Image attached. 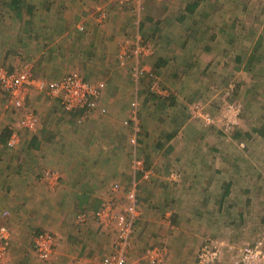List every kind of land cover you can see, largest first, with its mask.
<instances>
[{
  "label": "rangeland",
  "instance_id": "1",
  "mask_svg": "<svg viewBox=\"0 0 264 264\" xmlns=\"http://www.w3.org/2000/svg\"><path fill=\"white\" fill-rule=\"evenodd\" d=\"M185 1L24 0L32 8L24 7L21 15L0 4L1 67L20 70L30 64L48 82L77 71L104 82L106 94L112 79L105 75L109 64L122 85L116 90L130 108L128 117L108 116L102 93L92 111L80 116L64 112L59 98L30 95L26 107L38 117L36 130L23 129L14 147L0 136V226L11 234L10 252L0 264L39 263L33 239L42 230L55 237L52 256L68 240L70 253L82 252L90 264H98L113 250L115 228L97 230L95 219L83 224L78 216L108 201L119 210L134 180L137 216L128 264H150L144 253L154 246L165 249L160 264H198L204 243H220L219 258L211 264H242L237 250L258 239L264 242V0H219L225 3L222 9L214 6V14L208 3L194 14L197 8L190 12ZM96 8L109 14L106 21L96 20ZM83 19L87 28L77 32ZM166 30L184 34L168 42L162 38L170 34ZM186 31L194 37L187 38ZM109 33L117 39L114 45L110 40V54H105L101 43ZM216 38L218 45L211 48L208 42ZM125 40L129 55L121 59ZM147 43L154 53H137ZM120 68L125 71L118 73ZM177 80L189 83L177 87ZM127 86L132 102L125 96ZM159 86L163 96L151 91ZM229 104L241 106L230 126L222 117ZM199 113H209L214 121L206 124ZM20 114L0 88V128L16 124ZM115 120L119 123L112 125ZM95 126L97 134L90 135L88 129ZM144 126L163 133L160 138L158 132L145 134ZM161 138H167L162 146ZM173 138L172 150H166ZM32 143L38 147L30 148ZM173 148L179 154L176 166ZM21 159L35 165L16 168ZM136 159L153 170L148 180L135 170ZM48 169L67 174L68 193L61 191L63 182L48 185ZM21 176L27 179L15 180ZM26 180L34 187L30 200L35 209L22 210L30 200L8 194L27 187Z\"/></svg>",
  "mask_w": 264,
  "mask_h": 264
},
{
  "label": "built area",
  "instance_id": "2",
  "mask_svg": "<svg viewBox=\"0 0 264 264\" xmlns=\"http://www.w3.org/2000/svg\"><path fill=\"white\" fill-rule=\"evenodd\" d=\"M100 9V8H99ZM104 12V11H103ZM106 14L102 13L101 17ZM79 30H83L82 25H78ZM123 46L120 58L123 59L128 56V45ZM130 46V45H129ZM131 47V46H130ZM149 46H142L136 51L138 53H150ZM136 49V48H135ZM141 70L140 72H142ZM0 88L6 92L9 104L12 109L22 112L20 120L14 125H9L11 134L7 142L8 147H14L20 142L19 133L23 129L35 131L39 125L37 115L26 107V100L33 92L47 93L51 97L60 99V104L64 112L73 113L82 111L80 116L90 113L96 101L101 97L105 88V83L101 81L94 82L85 78L81 73L74 71L64 75L57 81L48 82L43 78L37 76L30 64H25L20 70L10 69L0 66ZM241 113V106L236 104H229L224 110L223 120L227 125L235 124L238 116ZM198 116L203 117L206 124H211L214 121L209 113H199ZM215 123V122H213ZM3 128H0V133ZM21 137V136H20ZM135 170L143 172V179H149L153 170H145L142 160L136 159L134 163ZM49 181V186H56L57 178L53 172L47 170L45 172ZM45 176V178H46ZM132 189L126 192V203L118 210L116 202H107L101 205L95 212L94 218L98 226L104 229L114 230L115 239L113 242V250L111 253L101 260L98 264H128V252L131 246V235L133 231V221L135 220L137 193V181L134 180ZM123 210V211H121ZM120 211V212H119ZM92 216L89 213H81L78 216L79 223H86ZM33 246L39 258L47 260L51 258L55 249V237L49 230H42L35 235L33 239ZM11 247V234L6 225L0 226V262L5 260L9 254ZM237 250L238 261L242 264H264V242L258 239L255 243L245 245L242 249ZM220 243L214 245L204 243L198 252V264H211L218 260L220 255ZM165 256V249L161 246L149 247L145 250L144 257L150 264H160L163 262Z\"/></svg>",
  "mask_w": 264,
  "mask_h": 264
},
{
  "label": "crops",
  "instance_id": "3",
  "mask_svg": "<svg viewBox=\"0 0 264 264\" xmlns=\"http://www.w3.org/2000/svg\"><path fill=\"white\" fill-rule=\"evenodd\" d=\"M195 1H197L198 2V6H197V9L194 11V14H197V10H198V8H201L202 6H205V4H207V6H210L209 7V9H211V8H213L212 9V12H213V14H214V12H218V8H220V9H222V7H220V6H222L221 4H223V3H225L224 1H219V0H216V1H210V0H193V2H191V0L189 1V0H186L185 1V3H187L186 4V6H187V9L189 8V5H191V4H193V3H196ZM165 2L167 3V2H169V0H165ZM170 3V2H169ZM169 4H167L166 6H164V8L165 9H170L171 8V5H169ZM218 7L216 10L214 9L215 7ZM174 8V7H173ZM169 11V10H168ZM174 11V10H173ZM190 11V10H189ZM191 12V11H190ZM207 12H209V10H207ZM173 14H175V13H173ZM175 17V16H174ZM177 17V16H176ZM183 17H177V18H175V19H177V20H180V19H182ZM221 23H225V22H223L222 20H221ZM222 24V25H223ZM161 26H163V23H161ZM229 29V28H228ZM222 31V30H221ZM165 32H167L168 34L170 33L169 32V30H166ZM158 34V33H157ZM184 33H180V34H177L176 32H173V33H170L169 35H167V34H164L163 35V40H165V41H168V42H171L170 40H172V39H178L179 37H182V35H183ZM185 34H187L186 35V37L188 38V37H194V35L193 34H189V33H187V31L185 32ZM112 34L111 33H109L108 35H106V39L108 40V41H106V39H105V41H103V43H101L102 44V47H103V49H104V51H103V53H105V54H110V48H111V43H110V40H111V42L113 43V45L115 44L112 40H114V39H117V37L115 38H112ZM96 38H97V36H96ZM212 38H214L215 39V37L213 36ZM218 42H219V38H216V40L215 41H211V42H208L209 43V45H210V47L212 48V45H213V47H216L217 45H218ZM128 43V41L127 40H125L123 43H122V45H125V44H127ZM133 43V45H137L136 43H134V42H132ZM164 43H166V42H164ZM130 45V44H129ZM131 46V45H130ZM146 46H149V48H148V51H150V54L153 52V51H155V49L153 50L152 49V47L150 46V45H148V43H147V45ZM207 48L205 47V50H206ZM109 52V53H108ZM154 53V52H153ZM113 54H116V52L115 53H113ZM111 58V57H110ZM109 58V59H110ZM134 58V57H133ZM133 58H131V59H133ZM134 60V59H133ZM125 63V61H121V64H124ZM34 67V66H33ZM111 69H113L109 64H108V70H106L105 71V75H107V77L106 78H112L111 79V81H110V84H109V80H108V84H109V86L108 87H110L109 89H108V91L106 92V94L104 93V91H105V88H104V90H103V93H104V97L102 98V100L99 98V100H101V103L102 104H104V105H108L109 106V111H108V116H109V113L111 112L112 113V117H119V118H123V117H128V113H126V111L128 112V110H130V108L127 106V104H125L124 103V100H121V90L119 89V90H116V87H120V88H122V85L121 84H118L117 85V81H115V77H113V74H114V70H112L111 71ZM123 71H125V69H122V68H120L119 70H118V73H122ZM90 80V79H89ZM93 81V80H92ZM94 82H97V81H94ZM178 82H181V83H183V82H186V83H189V81H187V80H185V81H175V84H176V86L178 87V85L179 84H181V83H178ZM157 87H154V88H151V91L152 92H159L162 96H163V92H160V86H159V88H157V90H155ZM180 88V87H179ZM126 91H127V93L125 94V96H129V98H128V100H129V102L131 101L132 102V96H131V89L129 90V86H127L126 87ZM177 95L179 96V94H178V90H177ZM159 94V95H160ZM166 94H168L167 96H165ZM106 95V96H105ZM164 96L165 97H170V94L169 93H165L164 94ZM52 99H56V98H52ZM131 99V100H130ZM157 99H160V98H157ZM99 100H97L96 102H98ZM109 103V104H108ZM122 109H125V110H123L122 111ZM73 113H76V112H73ZM185 117V116H184ZM185 119H186V117H185ZM111 120V119H110ZM117 121L118 120H115V121H113V123H112V125H116V123H117ZM118 123H119V121H118ZM117 123V124H118ZM179 126V125H178ZM178 126H175V127H173V128H175V130L177 129H181L182 127H178ZM144 128H145V131H144V133L145 134H148L150 131L152 132V134L154 133V132H158V135H159V137L158 138H160V136L162 135V133L163 132H161L160 130H158V131H155V130H153V129H151L150 127H148V129H147V127L146 126H144ZM166 127H164V126H161V129H165ZM3 129H4V127H3ZM97 130H98V128H97V126H95V127H91V128H89L88 129V131H89V133H90V135L92 134V135H96L97 134ZM161 134V135H160ZM169 136V134H167V135H165V137H168ZM177 138V137H176ZM176 138H173L172 140L173 141H171L167 146H166V150H172L171 148V143L173 142L174 143V141L176 140ZM167 139V138H166ZM166 139H159V141H161L160 142V146H162L161 145V143L162 142H165L166 141ZM159 142H157V144H158ZM178 143V142H177ZM174 145V144H173ZM164 147V146H163ZM163 147H161V148H163ZM174 147V146H173ZM208 149V148H207ZM163 150H165V148H163ZM173 150H175L176 151V155L174 154V156H176V157H174V159H173V166H176L175 165V162H176V159H177V157H178V150L176 149V148H173ZM208 150H210V149H208ZM158 152H159V149H158ZM91 160L92 161H96L97 159H92L91 158ZM16 162V160L14 161V163ZM162 163H164V161L163 162H161L160 163V165L162 164ZM91 164V163H90ZM16 166V168H26V167H31V166H28V165H35L34 163H32V162H26V160H23V159H21L20 161H19V163L18 164H15ZM44 165V164H43ZM86 165H89V161H88V163H86ZM168 165H170V164H167V166ZM47 167H49V166H47ZM84 167V166H83ZM50 172H53L54 173V175H55V177L57 178V182H59L58 184H57V187H58V185L60 184V182H63L62 184H61V191L62 192H66V193H68L70 190H69V188L67 187V185H66V183H68L69 181H68V178H67V174H65V173H60V171L59 170H57V169H48ZM85 177V176H84ZM22 178L23 179H27L26 177H22L21 176V178H15V180H17V181H22ZM43 178H44V175H43ZM196 178H198L197 176H196ZM89 179V178H88ZM162 179V178H161ZM25 181V180H24ZM29 181H31V180H29ZM85 182H86V180H84ZM255 181H256V179H255ZM254 181H252V183H253ZM22 183V182H21ZM32 184V182L29 184V182H28V180H26V185H27V187H21V188H17L16 190H14V188L12 189V192H8V194H10V195H21V198H22V196H23V199H21V201L22 200H24V199H28V200H30V199H32V198H34V196H35V194H33L34 192H33V189H34V187H33V185H31ZM236 184V181L234 182H232V186H234ZM89 185H93L92 183L91 184H89ZM56 187V186H55ZM54 187V188H55ZM86 187V186H85ZM245 191H246V193H248V189H245ZM83 194H84V196H87V194H88V192H87V190H86V188H83ZM226 194H228L227 192H226ZM33 195V196H32ZM81 192L79 193V196L81 197ZM98 195V194H97ZM138 196V195H137ZM16 199V197H14L13 198V204H17V201L15 200ZM21 201L19 202V204L21 203ZM102 205V204H101ZM25 208H27V209H25ZM22 210H30V209H35L34 208V206H33V204L31 203V200H30V205H29V207H23V208H21ZM96 210H94L93 212H90V215L92 216V218L93 219H95L94 218V212H95ZM96 222V220L94 221V223ZM95 225H96V227H97V230H98V228L100 227V226H98V223L96 222L95 223ZM58 229V228H57ZM59 231H61V230H59ZM57 233V236L56 237H58V232H56ZM67 242H69L68 240L67 241H63L62 242V246L61 247H58V249H57V251L54 253L55 255H53L52 256V258H49V259H47V260H44L45 261V264H90L91 262H89L88 260L90 259V256L89 257H83V256H81V254H82V252H76V251H74V252H72V253H70V251H69V243H67ZM65 244V245H64ZM64 246V250L62 249V247ZM93 255H96V253H94ZM100 258V257H99ZM99 258H96L95 259V257H94V259H95V261L97 260V259H99ZM39 263L42 261L43 262V259H41V258H39ZM48 261V262H47ZM100 261V260H99ZM99 261H96V262H99ZM182 262V261H181ZM36 263V262H35ZM39 263H37V264H39Z\"/></svg>",
  "mask_w": 264,
  "mask_h": 264
},
{
  "label": "trees",
  "instance_id": "4",
  "mask_svg": "<svg viewBox=\"0 0 264 264\" xmlns=\"http://www.w3.org/2000/svg\"><path fill=\"white\" fill-rule=\"evenodd\" d=\"M196 3H193V4H191V5H189V10L191 11V12H193L194 11V9H196L197 8V6H198V2L197 1H195ZM0 4H2V7H9V8H13V9H16V11H17V13L19 14V15H21V11L23 10V8L24 7H28V9H31L32 7H30L26 2H24V0H9V1H7V0H2L1 2H0ZM46 9H48L50 12H52L51 10V7L50 6H47L46 7ZM104 9H105V6H104ZM106 10V9H105ZM105 10H104V12L102 11V10H100L99 8H96L95 9V11H94V13H93V16H97L98 18H99V20H98V18H96V20L99 22V23H101V22H104V21H106L107 19H108V16H109V14L108 15H105V17H101V14L102 13H104V14H106V12H105ZM107 11V10H106ZM108 12V11H107ZM94 17V18H95ZM184 18V17H183ZM82 25L83 26V30H79L78 29V25ZM87 28V24H86V20L85 19H83V20H80L79 21V23L77 24V27H76V29L78 30L77 32H83V31H85V29ZM56 52H54V54H55ZM13 70V69H12ZM32 70H33V68H32ZM33 72L37 75V76H39L40 78H43V77H41L40 75H38L34 70H33ZM45 80V79H44ZM80 112H82V111H77L76 113L77 114H79ZM10 134H11V131H10V128H9V126H5L4 127V129H2V132L0 133V136H1V141H2V143L3 144H5L6 146L8 145L7 144V142H8V139H9V137H10ZM8 147V146H7ZM35 147V149H36V147H38V144H35V143H32V145H30V148H34ZM47 171V170H46ZM45 171V172H46ZM247 204L249 205L248 206V208H250V206H251V200L250 199H247Z\"/></svg>",
  "mask_w": 264,
  "mask_h": 264
},
{
  "label": "clouds",
  "instance_id": "5",
  "mask_svg": "<svg viewBox=\"0 0 264 264\" xmlns=\"http://www.w3.org/2000/svg\"><path fill=\"white\" fill-rule=\"evenodd\" d=\"M11 248V247H10ZM10 252V251H9Z\"/></svg>",
  "mask_w": 264,
  "mask_h": 264
}]
</instances>
